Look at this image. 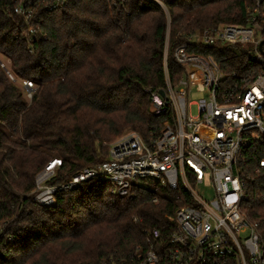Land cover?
<instances>
[{
	"label": "trees",
	"instance_id": "trees-1",
	"mask_svg": "<svg viewBox=\"0 0 264 264\" xmlns=\"http://www.w3.org/2000/svg\"><path fill=\"white\" fill-rule=\"evenodd\" d=\"M112 1L69 0L52 11L42 6L26 23L13 13L18 0H0V264H138L146 232L158 229L168 242L176 228L170 219L192 204L182 186L171 190L150 180H136L127 197L90 181L58 193L51 206L34 201L36 176L51 160L61 166L48 184H63L103 163L125 131L149 143L171 120L153 113L147 92L166 88L167 41L175 85L186 74L173 57L183 36L247 25L257 13L252 0H125L130 14L113 9ZM260 25L264 32L263 20ZM195 52L212 56L227 79L264 70L239 47ZM18 81L36 87L31 101ZM260 161L264 144H252L243 158L248 200L241 211L264 243Z\"/></svg>",
	"mask_w": 264,
	"mask_h": 264
},
{
	"label": "built area",
	"instance_id": "built-area-1",
	"mask_svg": "<svg viewBox=\"0 0 264 264\" xmlns=\"http://www.w3.org/2000/svg\"><path fill=\"white\" fill-rule=\"evenodd\" d=\"M68 1L18 0L13 13L26 23L33 22L39 7L57 10L66 7ZM252 1L257 13L247 25L206 27L183 36L173 57L186 74L175 85L168 75L167 41L166 88L147 90L153 113L171 116L159 134L149 143L138 133L125 134L109 147L103 163L84 168L59 185L48 184L61 166L59 159L51 160L36 176L34 201L51 206L58 193L76 190L90 181L110 184L112 193L120 197L131 195L136 180H150L171 190L182 186L192 204L180 207L170 219L176 228L168 242L162 241L158 229L146 232V250L138 256V264H264V243L257 225L241 211L248 200L244 155L252 144H264V70L254 77L227 79L212 56L195 52L200 46L239 47L264 66V32L260 25V20L264 21V0ZM112 8L130 14L125 0H113ZM38 27L29 29L30 36ZM9 78L15 81L10 74ZM17 83L31 101L36 93L34 84ZM193 91L204 93L197 102L190 101ZM193 105L195 114L190 112ZM260 167L264 168V161H260ZM206 177L215 192L212 200L195 191L204 185ZM133 221L138 222L136 218Z\"/></svg>",
	"mask_w": 264,
	"mask_h": 264
},
{
	"label": "rangeland",
	"instance_id": "rangeland-1",
	"mask_svg": "<svg viewBox=\"0 0 264 264\" xmlns=\"http://www.w3.org/2000/svg\"><path fill=\"white\" fill-rule=\"evenodd\" d=\"M256 31H257V30H256ZM257 33H258V31H257ZM6 63H8V62H6ZM203 94H204V93L197 92V91H193V92H192V95H191V98H190V101H192V102H197V101L202 97ZM190 112H191L192 114H195V113H196V106H195V105L191 106ZM127 133H136V132L125 131V132L123 133L122 136H124V135L127 134ZM122 136H121V137H122ZM121 137H120V138H121ZM115 141H117V140H115ZM115 141H114V142H115ZM114 142H112V143L108 146V153H109V147H110ZM208 179H209V177H206V181H205L204 185L201 186V187H199V188H197V189H195V191H196L197 194L201 195L204 199H206V200H212V199L214 198V194H215V192H214V189L212 188L211 183H210V181H209Z\"/></svg>",
	"mask_w": 264,
	"mask_h": 264
},
{
	"label": "water",
	"instance_id": "water-1",
	"mask_svg": "<svg viewBox=\"0 0 264 264\" xmlns=\"http://www.w3.org/2000/svg\"><path fill=\"white\" fill-rule=\"evenodd\" d=\"M264 44V42L261 44V46ZM161 96H165V93L163 91L160 92Z\"/></svg>",
	"mask_w": 264,
	"mask_h": 264
},
{
	"label": "snow or ice",
	"instance_id": "snow-or-ice-1",
	"mask_svg": "<svg viewBox=\"0 0 264 264\" xmlns=\"http://www.w3.org/2000/svg\"><path fill=\"white\" fill-rule=\"evenodd\" d=\"M241 111H243V110L241 109Z\"/></svg>",
	"mask_w": 264,
	"mask_h": 264
}]
</instances>
